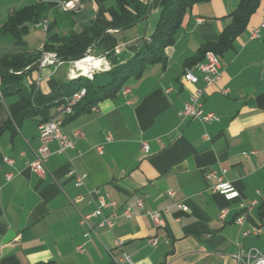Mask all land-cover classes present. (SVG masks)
Returning <instances> with one entry per match:
<instances>
[{
    "label": "crops",
    "instance_id": "crops-1",
    "mask_svg": "<svg viewBox=\"0 0 264 264\" xmlns=\"http://www.w3.org/2000/svg\"><path fill=\"white\" fill-rule=\"evenodd\" d=\"M118 2L81 0L75 12L61 13L52 6L40 17L48 19L51 33L64 36L93 23L106 29L117 41L112 53L120 65L150 41L160 9H152L137 25L113 31L108 10ZM238 3L209 0L193 5L183 16L169 47L171 55H165L164 62L143 64L141 74L127 78L114 96L99 101L93 106L96 111L92 107L63 118L61 133L72 138V132L79 130L82 138L65 154L57 152L55 142L50 143L44 176L28 168L38 146L41 116L17 124L13 116L22 108L19 95L0 98V264H116L113 259H119L122 251L134 264H241L233 256L250 248L264 256V199L238 225V203L212 191L215 179H205L209 171L225 170L223 178L241 199L254 200L256 192L264 194V30L260 39H249L250 29L264 18V0L232 47L218 56L216 83L206 86L198 71L195 87L180 81L187 61L197 57L205 44L216 42L230 25V14ZM35 4L34 0H0V59L39 51L41 44L31 51L25 40L32 28L41 30V21L29 25L22 46L11 35L1 34L9 15ZM89 54L105 57L95 48ZM67 69V64L54 73L51 67H39L26 79L27 85L42 94L54 92L69 82ZM108 73L94 75V89L111 81ZM195 88L203 90V108L214 113L217 121L179 119ZM223 90L229 93L223 95ZM49 113L52 116L54 108ZM108 135L111 142H106ZM142 142L149 148L147 154ZM98 146L103 147L101 154ZM3 157L12 158L13 165L4 164ZM73 170L85 173L86 188L109 194L119 210L130 206L137 211L135 201L143 197L145 210L159 211L163 226L154 228L137 212L130 220H119L112 230L96 227V234L85 238L80 214L95 206L86 200L71 203L86 191L74 186ZM7 173L13 175L9 182L4 177ZM169 191L175 196L171 198ZM178 203L186 210L178 208ZM224 209L226 215L219 219ZM97 223L98 219L92 222ZM250 227H261L262 234L244 237L242 232ZM151 237L157 239L156 247L147 243ZM117 241L123 242L122 251L115 247ZM82 243L84 252L78 253L76 247Z\"/></svg>",
    "mask_w": 264,
    "mask_h": 264
},
{
    "label": "trees",
    "instance_id": "trees-1",
    "mask_svg": "<svg viewBox=\"0 0 264 264\" xmlns=\"http://www.w3.org/2000/svg\"><path fill=\"white\" fill-rule=\"evenodd\" d=\"M209 0H152V9H160L159 19L150 41H145L141 49L124 64H117L113 56V49L117 41L113 34L93 23L79 33L70 32L67 36L51 33V26L46 31L47 39L43 43L42 51L16 53L6 55L0 59V98L9 95H19L22 108L13 116L17 124L28 119L41 116V122L50 119V110L64 97L70 96L81 88L86 89V95L77 104L74 113L89 112L99 101L112 97L121 88L124 81L132 76H139L143 64L164 62L165 49L175 40L183 16L191 7L200 2ZM148 3L140 0H119L115 7L108 10L110 30L120 31L127 29L141 20L147 13ZM260 0H239L236 9L230 14V25L220 34L216 42L205 44L198 52L197 57L187 61L185 67L203 61L205 52L212 51L217 56L232 47L234 40L241 35L249 22L251 15L256 11ZM52 7L45 3H36L9 15L3 25L1 34H9L17 45H24L22 38L28 33L29 25L39 23L40 15ZM146 20V19H145ZM93 48L101 52L111 65L109 76L111 81L105 85L93 88L91 81L79 77L74 81L61 84L51 93L42 94L34 85H27L26 79L33 74L22 72L36 63L44 53H55L63 62L76 61L86 55L87 50Z\"/></svg>",
    "mask_w": 264,
    "mask_h": 264
},
{
    "label": "built area",
    "instance_id": "built-area-1",
    "mask_svg": "<svg viewBox=\"0 0 264 264\" xmlns=\"http://www.w3.org/2000/svg\"><path fill=\"white\" fill-rule=\"evenodd\" d=\"M37 4L39 3H49L55 9L61 13L75 12L81 5V0H34ZM264 11V9H263ZM49 26L48 19H44L39 23L40 29L46 33ZM264 30V18L256 26L250 29L249 39L258 40L260 39L261 31ZM43 44L40 45L39 50L42 51ZM90 49L87 50V53L84 58L76 61L63 62L58 59L55 53H44L42 52L40 60V68L42 67H51L53 73L58 70L62 64H67V77L69 81H74L79 77L85 78L89 81H92L94 75L97 72H106L111 70V66L108 63L105 57H93L89 54ZM85 59H91L99 63L98 67L91 65V62L88 61V69L84 71L78 66L80 61ZM195 71L200 72L203 75V82L206 86L212 85L219 80L220 77V62L218 56L212 52L207 51L203 56V61L195 64L193 67H185L182 75L180 76V81L183 84H188L191 86H196L198 83V77L195 74ZM40 82V78L36 80V85ZM126 93V91H123ZM223 95H227L228 90H223L221 92ZM86 95V89L81 88L79 91L75 92L70 96H64L54 107V114L50 117L48 121L41 122L38 126V146L34 151V159L28 164L29 170L38 175L44 176L47 172L46 163L48 158L51 155L49 144L55 142L58 146L57 152L60 154H65L70 150L74 149L75 142L82 138V133L79 130L72 132V138L64 135L60 131V125L62 119L68 116H71L74 113V109L77 104L84 98ZM203 96V90L200 88H195L194 91L190 94L188 100L184 103L183 108L178 113V117L181 121L185 120H198L203 124H210L217 121V116L214 113L206 112L203 108L201 102ZM92 111H96V108L93 107ZM112 138L110 135L106 137V142H111ZM102 146H98L97 151L102 153ZM142 151L147 154L149 148L146 143H141ZM249 154H244L248 156ZM2 162L8 166H12L14 161L10 157H3ZM225 170H222L220 173L216 171H209L205 175L206 180H216L211 189L213 192L221 195L226 201L238 203L239 216L236 218L235 222L238 225H243L245 220L248 218L251 211L258 206L259 200L264 199V194L260 192L257 193V199L254 200H243L240 197V193L235 189V187L228 181L223 178ZM71 176L74 180V186L76 188H84L86 191L84 194L77 195L71 203L86 200L88 204H94L95 208L89 213L80 214L79 225L84 228L83 236L89 238L91 234H96L97 228H104L107 230H112L116 223L119 220H130L137 212L146 216L154 228H160L163 226L161 219V214L159 211H148L144 208V199L139 197L135 201V207L137 211H134L130 206L124 207L119 210L118 204L116 201L112 200L109 194L101 195L97 189H87L86 188V179L87 175L85 173H79L72 171ZM6 182H9L13 175L11 173L5 174ZM168 195L172 198L175 196L173 191H169ZM177 207L181 210H186L185 206L181 203L177 204ZM108 211L107 214L104 211ZM226 210H221L219 213V219H223L226 215ZM98 219L96 226H93V220ZM262 234L261 227H250L245 229L242 232L244 237H259ZM147 243L156 247L158 241L155 237L148 238ZM164 243L169 244V240L164 238ZM123 242L117 241L115 247L122 251ZM85 249V243H82L76 247L78 253H83ZM233 258L241 264H264V256L256 248H250L243 253H238L233 256ZM116 264H134L130 261L129 257L122 251L119 259H113Z\"/></svg>",
    "mask_w": 264,
    "mask_h": 264
},
{
    "label": "rangeland",
    "instance_id": "rangeland-1",
    "mask_svg": "<svg viewBox=\"0 0 264 264\" xmlns=\"http://www.w3.org/2000/svg\"><path fill=\"white\" fill-rule=\"evenodd\" d=\"M44 38H45V33H43L41 30H36V29L32 28L30 30V34L26 37L25 41L27 43V47L31 51H35L37 46L43 43ZM13 51L18 52L16 50V48H14ZM108 63H109V61H108ZM67 68H68V66H67ZM63 69H65V67ZM95 84H98V82L96 81Z\"/></svg>",
    "mask_w": 264,
    "mask_h": 264
},
{
    "label": "water",
    "instance_id": "water-1",
    "mask_svg": "<svg viewBox=\"0 0 264 264\" xmlns=\"http://www.w3.org/2000/svg\"><path fill=\"white\" fill-rule=\"evenodd\" d=\"M151 10H152V0H149L148 10H147L146 15L141 20H139L137 23H135L134 25H137V24L143 22L148 17V15L150 14ZM164 53H165L166 56H170L171 55V49L170 48H166ZM84 57L85 56H83V58ZM39 67H40V60H38L32 66H30L27 69H25L22 73L25 74V73H28V72H32V71L36 70Z\"/></svg>",
    "mask_w": 264,
    "mask_h": 264
},
{
    "label": "bare ground",
    "instance_id": "bare-ground-1",
    "mask_svg": "<svg viewBox=\"0 0 264 264\" xmlns=\"http://www.w3.org/2000/svg\"><path fill=\"white\" fill-rule=\"evenodd\" d=\"M88 61H90L91 62V65H94L95 67H98L99 66V63L97 62V60L96 61H92L91 59H85L83 61H80L78 63V66L80 68H82L84 71H86L89 68L88 67V65H89Z\"/></svg>",
    "mask_w": 264,
    "mask_h": 264
}]
</instances>
